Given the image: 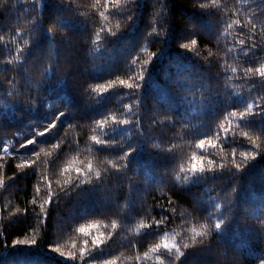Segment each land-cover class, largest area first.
Wrapping results in <instances>:
<instances>
[{"label": "trees", "instance_id": "16d2710c", "mask_svg": "<svg viewBox=\"0 0 264 264\" xmlns=\"http://www.w3.org/2000/svg\"><path fill=\"white\" fill-rule=\"evenodd\" d=\"M260 68L264 0H0V264H264Z\"/></svg>", "mask_w": 264, "mask_h": 264}, {"label": "snow or ice", "instance_id": "6c2138e0", "mask_svg": "<svg viewBox=\"0 0 264 264\" xmlns=\"http://www.w3.org/2000/svg\"><path fill=\"white\" fill-rule=\"evenodd\" d=\"M101 15H103V13H101ZM229 27H231V25H229ZM50 31H51V29H50ZM241 43H243V41H241ZM196 44H197V40L194 39V40L191 41V45H188V44H182L181 47L187 49V48L191 47L192 45H196ZM248 71L251 72L252 69L249 68ZM257 71L259 72V74H260L261 76H264V68L257 69ZM120 83H121V84H126V83H127V86H128L129 88L132 87V84H131V83H128V82H126V81H124V80H121ZM109 87H110V86H109ZM251 107H252V106L249 105V108H251ZM240 115H241V118H243L244 113H241ZM232 116H236V113L233 112V113H232ZM121 123L126 124L127 121H121ZM222 127H223V126H222ZM92 140L95 141L97 144L102 143V141L98 140L96 136H93V137H92ZM30 143H32V141H30ZM208 143H209L210 145H212L213 147L215 146V145L212 143V141H208ZM204 145H205V141H204V140H201V141L199 142V144L197 145V147H199V148H203ZM193 161H194V163H193L192 166H191V170H192L193 172H196L197 170H199V171L202 172V171L204 170V169H203V166H202V158H201L200 160H198L197 157L194 155V156H193ZM208 164L211 165V164H212V161H208ZM198 165H199V167H198ZM90 167H91V165H89V168H90ZM237 167H239V166H237ZM77 171L79 172V169H77ZM97 175H99V173H97ZM113 227H115V224H113ZM217 227H219V225H217ZM79 231H80V232H85L86 229H85L84 227H81V228L79 229ZM101 235H102V234H101ZM102 242H103L102 239H100L99 237H98L97 239H94V240H93V244H94V245H98V244H100V243H102ZM159 248H160V245L158 244V245L156 246V249H159ZM163 248H164L165 250H169L170 248H175L176 251H177L178 253H179V251H180L179 248H177L175 244H173V245H169L167 242H164V243H163ZM156 249H153V251H156ZM83 251H84V250L82 249L81 252L83 253ZM111 264H115V262L113 261V262H111Z\"/></svg>", "mask_w": 264, "mask_h": 264}, {"label": "clouds", "instance_id": "9594fccd", "mask_svg": "<svg viewBox=\"0 0 264 264\" xmlns=\"http://www.w3.org/2000/svg\"><path fill=\"white\" fill-rule=\"evenodd\" d=\"M185 247H187V245H185Z\"/></svg>", "mask_w": 264, "mask_h": 264}]
</instances>
